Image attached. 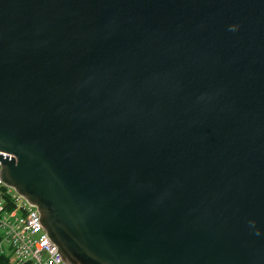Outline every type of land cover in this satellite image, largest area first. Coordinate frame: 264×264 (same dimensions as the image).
<instances>
[{
	"label": "water",
	"instance_id": "water-1",
	"mask_svg": "<svg viewBox=\"0 0 264 264\" xmlns=\"http://www.w3.org/2000/svg\"><path fill=\"white\" fill-rule=\"evenodd\" d=\"M0 177L68 264H264V0H0Z\"/></svg>",
	"mask_w": 264,
	"mask_h": 264
},
{
	"label": "built area",
	"instance_id": "built-area-1",
	"mask_svg": "<svg viewBox=\"0 0 264 264\" xmlns=\"http://www.w3.org/2000/svg\"><path fill=\"white\" fill-rule=\"evenodd\" d=\"M0 253L12 264H68L44 228L37 207L0 177Z\"/></svg>",
	"mask_w": 264,
	"mask_h": 264
},
{
	"label": "trees",
	"instance_id": "trees-1",
	"mask_svg": "<svg viewBox=\"0 0 264 264\" xmlns=\"http://www.w3.org/2000/svg\"><path fill=\"white\" fill-rule=\"evenodd\" d=\"M0 264H12L8 255L0 253Z\"/></svg>",
	"mask_w": 264,
	"mask_h": 264
}]
</instances>
